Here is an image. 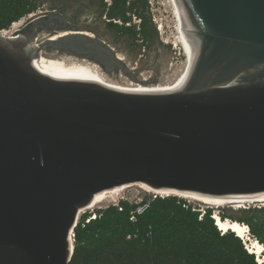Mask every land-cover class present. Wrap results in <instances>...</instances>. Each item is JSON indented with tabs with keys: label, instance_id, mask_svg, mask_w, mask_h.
Masks as SVG:
<instances>
[{
	"label": "water",
	"instance_id": "1",
	"mask_svg": "<svg viewBox=\"0 0 264 264\" xmlns=\"http://www.w3.org/2000/svg\"><path fill=\"white\" fill-rule=\"evenodd\" d=\"M174 2L195 53L173 92L121 91L67 64L57 54L137 73L106 45L69 55L90 37L63 16L0 34V264H70L80 212L116 188L264 195V0Z\"/></svg>",
	"mask_w": 264,
	"mask_h": 264
},
{
	"label": "trees",
	"instance_id": "2",
	"mask_svg": "<svg viewBox=\"0 0 264 264\" xmlns=\"http://www.w3.org/2000/svg\"><path fill=\"white\" fill-rule=\"evenodd\" d=\"M99 2L106 27L116 35L139 47L157 38L148 0ZM36 10V0H0V31ZM132 18L139 23L131 25ZM137 207L144 208L141 214ZM203 211L199 219V208L186 199L156 195L138 204L121 200L98 210L88 223L91 215L84 213L73 230L70 264H259L243 239L218 230L212 209ZM217 216L246 226L249 239L264 249V207L221 208Z\"/></svg>",
	"mask_w": 264,
	"mask_h": 264
},
{
	"label": "rangeland",
	"instance_id": "3",
	"mask_svg": "<svg viewBox=\"0 0 264 264\" xmlns=\"http://www.w3.org/2000/svg\"><path fill=\"white\" fill-rule=\"evenodd\" d=\"M95 4L94 0H88V3ZM106 2V0H105ZM149 4V16L151 17V22L155 26L157 31V38L153 42L144 44L139 47L140 42L131 43V41L126 36H118L114 32L110 31L106 27V23L103 18L98 21L97 27L94 29L97 34L90 33L93 37L94 35L101 41H105L117 56L122 60L124 65L130 69L132 72L137 71L135 77L139 81H146L142 84L138 81H134L129 77H126L119 73H109L106 74L102 69L95 64L105 76H107L112 82L119 84L121 86H128V84H137L139 86H152L158 84H165L174 81L182 73L185 66V56L184 52L177 42V23L175 20L173 8L169 0H148ZM93 6V5H92ZM139 22L137 19L132 18L131 25H137ZM119 24V23H118ZM120 25V24H119ZM43 35H41V38ZM61 59H68L63 53L57 54ZM74 60H81L75 58ZM88 62H92L85 59ZM94 64V62H92ZM152 196L153 194L145 192L139 186H131L124 190L121 195L115 199L113 202L105 203L96 208L90 210H84L85 213L91 216L98 210H103L109 206L116 205L119 201L126 199L130 202H141L145 197ZM193 207L199 208V210L212 209L213 216L215 213L217 215L218 209L221 208H231L233 210L239 208H245L249 206H261L264 207V202H246L240 204H227L223 206H211L205 205L201 202L186 199ZM237 206V207H236ZM239 206V207H238ZM245 243L251 245V240L244 239Z\"/></svg>",
	"mask_w": 264,
	"mask_h": 264
},
{
	"label": "bare ground",
	"instance_id": "4",
	"mask_svg": "<svg viewBox=\"0 0 264 264\" xmlns=\"http://www.w3.org/2000/svg\"><path fill=\"white\" fill-rule=\"evenodd\" d=\"M172 8H173V12H174V16H175V20L177 23V33H178V40L177 42L179 43V45L181 46L182 50H183V54L185 56V66L184 69L182 71V73L179 75L178 78H176L174 81L170 82V83H165V84H158V85H152V86H139L137 84H128V86H121L119 84H116L115 82H112L107 76L104 75V73L101 72V70L95 65V63L93 64L92 62H88L85 59H81V60H74V59H62L63 61H65L67 64L69 65H73V66H78L80 69L83 70H87V71H92L93 73H95V75L98 77V79L100 80V82H103L109 86H112L118 90L121 91H127V92H148V93H156V92H173L178 90L183 83L185 82V80L188 77V73L190 71V67H191V62L193 60L194 57V47L192 46L191 42L188 40L186 34H185V25L183 23V20L181 18V15L177 9V6L174 2V0H169ZM58 35H66V33H60L55 35L54 39L58 37ZM83 35H86L88 37H91L92 35L89 33H84ZM60 58V57H59ZM187 71L186 70V67ZM185 72V73H184ZM131 186H126V187H122V188H116L110 191H105L102 193L97 194L94 199L93 202L85 209V210H90L93 208H96L97 206H100L102 204L105 203H109V202H113L115 201V199H117L121 193L126 190L127 188H129ZM140 188H142L145 192L147 193H151V191H149L148 189H146L143 186H139ZM163 197H166L165 195H161ZM183 199H190V200H194V201H198L201 202L202 204L205 205H211V206H223V205H229V204H240V203H246V202H264V195L258 196L255 199H249V200H239V201H234V202H230V203H226V202H213V201H208V200H204L201 198H197V197H183ZM237 207V206H236ZM239 207V206H238ZM84 211V210H83ZM83 211H81L80 213H82ZM215 217L217 220V225L219 226V228L221 230H225V231H232L236 234H238V236L243 239H248V230L246 228V226H242L238 223L229 221V220H225L222 221L220 219H217L218 216L215 213ZM251 241V245L246 242L245 245L246 247H248V251L249 253L254 254L255 256L258 257V260L260 261V263H264V259H262V256L264 254V249L262 250L260 244H258L254 239H250ZM258 262V261H257Z\"/></svg>",
	"mask_w": 264,
	"mask_h": 264
},
{
	"label": "crops",
	"instance_id": "5",
	"mask_svg": "<svg viewBox=\"0 0 264 264\" xmlns=\"http://www.w3.org/2000/svg\"><path fill=\"white\" fill-rule=\"evenodd\" d=\"M95 4L88 0H36L37 10L34 13L48 11L52 15L63 16L70 30H78L82 34L95 33L97 23L103 18L99 0Z\"/></svg>",
	"mask_w": 264,
	"mask_h": 264
},
{
	"label": "flooded vegetation",
	"instance_id": "6",
	"mask_svg": "<svg viewBox=\"0 0 264 264\" xmlns=\"http://www.w3.org/2000/svg\"><path fill=\"white\" fill-rule=\"evenodd\" d=\"M46 12V11H45ZM22 19V18H21ZM30 20H27V21H24L23 25L21 26L20 30L18 31L17 35L19 37L21 36H29L32 34V29L30 27H28L27 25L29 24ZM57 25H60L62 24L61 22L58 21V23H56ZM97 34V32H95V35ZM41 35L43 34H40L38 36V39H37V43L38 42H41L44 38H45V35H43V37L41 38ZM93 36V37H90V39H88L86 41V43L84 42H80L78 45L77 43H75V46L74 48H72L71 52L69 53V55H74L76 57H79V53H84V52H88V48L87 46L89 45V47L91 46H101V47H104L105 45L108 46L109 48H111L108 44H106L105 41H101L99 40L98 37L96 36ZM57 39V38H55ZM103 45H102V44ZM114 51V50H113ZM116 53V52H115ZM82 57V56H81ZM119 58V57H118ZM81 59V58H80ZM88 59V58H87ZM120 59V58H119ZM121 60V59H120ZM122 61V60H121ZM136 75V74H135ZM130 78V77H129ZM131 79V78H130ZM132 80H135V81H138V82H146V81H139L136 79V77H133Z\"/></svg>",
	"mask_w": 264,
	"mask_h": 264
},
{
	"label": "built area",
	"instance_id": "7",
	"mask_svg": "<svg viewBox=\"0 0 264 264\" xmlns=\"http://www.w3.org/2000/svg\"><path fill=\"white\" fill-rule=\"evenodd\" d=\"M106 2L109 4V0H106ZM35 15H36V13H31V14L25 16L24 18L20 19L19 21L12 23L7 29H5V30H1V31H0V34L3 35V36H5V37L11 38V39L19 37L17 34H16L15 36H13V37H11V35L13 34V32H15V31H17V30H19V29L21 28V26L23 25L24 21L31 20ZM45 37H47V36H45ZM153 196H154V195H153ZM154 197H155V196H154ZM124 201H127V200L124 199ZM127 202H129V203H133V204H138L137 202H130V201H127ZM139 203H140V202H139ZM116 205H117V204H116ZM243 208H244V207H243ZM143 209H144V208L137 207V208H136V211H135L136 214H141L142 211H143ZM199 211H200V210H199ZM84 213H85V211H83L82 213L79 214V216H78V218H77V221H76V225H77V223H78V221H79L80 216H81L82 214H84ZM200 213H201V215L199 216V219L201 218V216H202V214L204 213V211L201 210ZM95 217H96V214L94 213L92 216H90L89 218H87V219L85 220V223H88L89 220H93V219H95ZM212 218H213V216H212ZM130 220H131V221H134V220H135V216L132 215V217L130 218ZM247 235H248V233H247ZM73 237H74V234H73ZM248 240H250L249 237H248ZM246 248H247V250H248V247H246Z\"/></svg>",
	"mask_w": 264,
	"mask_h": 264
},
{
	"label": "clouds",
	"instance_id": "8",
	"mask_svg": "<svg viewBox=\"0 0 264 264\" xmlns=\"http://www.w3.org/2000/svg\"><path fill=\"white\" fill-rule=\"evenodd\" d=\"M262 247V246H261ZM246 248V247H245ZM247 249V248H246ZM263 249V248H261ZM248 251V250H247ZM262 259H264V257L262 256ZM256 261H258V263L260 264V261L258 259H256Z\"/></svg>",
	"mask_w": 264,
	"mask_h": 264
}]
</instances>
